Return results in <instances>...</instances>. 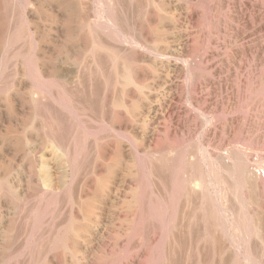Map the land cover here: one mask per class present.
I'll return each mask as SVG.
<instances>
[{"label":"rangeland","instance_id":"374dc122","mask_svg":"<svg viewBox=\"0 0 264 264\" xmlns=\"http://www.w3.org/2000/svg\"><path fill=\"white\" fill-rule=\"evenodd\" d=\"M211 2L0 0V264H264V62L227 9L225 88L189 96Z\"/></svg>","mask_w":264,"mask_h":264},{"label":"bare ground","instance_id":"6f19581e","mask_svg":"<svg viewBox=\"0 0 264 264\" xmlns=\"http://www.w3.org/2000/svg\"><path fill=\"white\" fill-rule=\"evenodd\" d=\"M167 8H168V6L166 4H163V9L165 12H167L166 11ZM223 8L227 9V13H228L230 18L234 19L235 21L237 20V24H236L234 30H235V33L237 34V37L239 39L246 40V39H250L251 37H253L246 44V46L241 48V50L238 49L239 53H237V55H239L240 53H242L241 56L244 53L252 54L256 59H259L260 62H264V35H263L264 33L261 35V31L264 29V24L262 23V19H264V14H263V11L261 9L262 6L259 3V1L258 0H224V1L223 0H213V2H211L209 4V8H208L210 11L209 20L211 22V30L209 32V36L207 37V35L203 34L204 31L201 32V34H200L201 37L203 38L202 42L204 43L205 48H206L205 51H201L200 53H198V52H196V50H193L191 47L189 48L187 46V44H182V46H180V49H182V51H187L188 54H191V56H192V54H194V58H196L193 60V63L191 62V63H189V65H191L194 68L196 66H198L203 71L208 70L213 75L212 79H205L204 80L202 78L203 74L197 73V76H196L194 82L192 83L191 89L189 91V96L191 97L192 102H195L197 105H202L203 107L204 106L208 107L209 105H212L213 104V103H211L212 97L210 98V96L213 93H216L218 91L223 92V89L225 88L224 87L225 86L224 85V79L222 80V78H221V70L219 68V62L221 59L220 58L221 57V52H220L221 43L219 42V39H218L219 33L222 29L221 28L222 25H221L220 12ZM202 17H203L202 13L199 12L198 10L194 9V8H191V10L187 13V18H188L189 23H193V22H194V24H195V22L200 23ZM161 19L162 18L160 17L157 9H155L154 3L147 6L146 13H145V20H146L145 23L137 25V28H135L133 26L135 29H137L138 38L140 40H142L143 42H146V43L148 41L153 43L154 41L159 40V38H157L153 34L152 28H155L157 30H163V27L165 25L163 24V20H161ZM259 20H260V22H259ZM185 22H186V20H185ZM139 39H138V41H139ZM138 41H136L137 44L139 43ZM152 49H154V48H152ZM132 54H133L132 55L133 56L132 57V60H133L132 65L134 64L133 65L132 81H133V83L137 84L138 80H139L140 73H141V68H140V66H138V64H139V62H142V60L144 59L145 56L137 50H134ZM196 54H197V56H195ZM144 61H146V60H144ZM194 65H196V66H194ZM198 67H196V68H198ZM41 70L43 72V69H41ZM41 70H40V73H41ZM139 84H141V83H139ZM205 90H208L206 92V95H207L206 97L203 96L205 93L204 92ZM226 91H228V90H226ZM130 93H131V90L128 92V94H130ZM176 95L177 96L174 97L176 100H180L182 98L181 94H176ZM221 97H222V95H221ZM230 99H231V97H230ZM230 99H228V100H230ZM171 101H173V100H171ZM165 113L168 114L169 118H171V120L173 121V123H175L177 125V127H181V128L183 127L184 128V125H182L180 118H181L182 113L185 114L186 112L183 111L182 107L178 106L177 102L176 103L170 102L169 104H167ZM41 115H43V114H41ZM39 117H41V116H39ZM235 121L236 120H233V119L231 120V123H232V124H230L231 127L233 126V123ZM247 123H248V119L245 120V124H247ZM226 125H227V123H226ZM63 146H64V144H63ZM260 184H262V182Z\"/></svg>","mask_w":264,"mask_h":264}]
</instances>
